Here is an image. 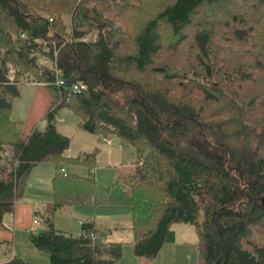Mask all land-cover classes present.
I'll return each instance as SVG.
<instances>
[{"label":"trees","instance_id":"trees-1","mask_svg":"<svg viewBox=\"0 0 264 264\" xmlns=\"http://www.w3.org/2000/svg\"><path fill=\"white\" fill-rule=\"evenodd\" d=\"M44 56L57 58L68 84L88 89L61 92ZM32 82L53 101L45 125L27 133L12 109ZM65 107L82 129L137 152L131 168H117L106 197L94 177L60 167L93 168L99 154H67L71 140L58 129ZM193 126L264 141V0H0V226L34 168L53 162L54 199L36 211L45 228L29 233L51 264L121 259L124 243L110 239L111 228L87 221L75 235L55 226L58 209L100 203L131 207L137 256L156 257L175 241L173 225L186 223L197 231V264H264V154L207 143L190 151ZM0 264L32 263L15 256Z\"/></svg>","mask_w":264,"mask_h":264},{"label":"rangeland","instance_id":"rangeland-1","mask_svg":"<svg viewBox=\"0 0 264 264\" xmlns=\"http://www.w3.org/2000/svg\"><path fill=\"white\" fill-rule=\"evenodd\" d=\"M45 16L50 22H53L50 19L53 18L52 16L48 14ZM36 91L37 90L34 87L26 85L20 86V96L17 98L13 108V118L21 120L25 119L26 111L28 110L31 102L34 100ZM129 95L130 94H128V92L125 93L124 91H121L120 98L127 99L130 98ZM59 116L60 119L58 122V129L62 133L66 134L71 140L70 147L67 150L68 155L76 156L85 151L93 152L96 148H100V153L98 154V165L94 169L86 164L73 162H62L60 167H65L71 172H77L82 175H91L96 179L99 193L105 197L107 195V188L112 184L116 177L117 168L128 169L131 166V163L134 160H137V152L135 148L127 141L116 137L113 138L114 144L112 146H107L106 142H104L101 137L93 135L79 127L78 123L81 121L80 118H78L72 110L67 107L60 110ZM121 142L123 143V149H121L120 146ZM204 143H207L208 145L211 144L216 149L226 150V146L227 150L234 149L238 153H242L248 149L252 150L257 148L261 154H264V141L261 143H253L251 140L249 141L243 137L221 133L212 127L193 126L191 134L185 141L186 148L192 151L193 144L201 147ZM48 168L51 170L52 174H50V172L48 174ZM54 168L56 169V166L53 162H44L34 169L32 174V178L34 179L30 189L27 191L28 197L32 194L35 195L34 192H36L41 193L40 197L42 198L47 197V202L54 199V190L51 183L54 177L52 176ZM48 186L49 193L47 189ZM40 197L35 196L36 199H41ZM47 202H45V204H47ZM94 209H97L96 212H94ZM128 212L129 214L131 212V207L129 205L110 203H100L98 205L78 204L65 206L62 209H59L54 214V222L58 229H64L72 234L78 235L81 233V224L79 219L88 220L91 219L95 213H97L100 216L99 219L108 223L110 226L120 225L125 228H130L131 218H129L130 215L127 214ZM35 219L39 222V230H43L45 228V224L41 217ZM173 228L177 232L176 242L166 243L164 245L160 253L156 256L155 264H197L198 235L196 228L186 223H176ZM24 236L28 240L27 244H29L28 249L25 250V260L32 264H51L49 254L46 251H42L34 246L29 240V234ZM118 241L124 243L123 255L125 257L122 259V263L120 264L130 261L129 259L135 258L133 254L131 233L125 231L120 238H118ZM20 246L25 247L27 245L25 242L23 244L22 240H20ZM116 264H119V262Z\"/></svg>","mask_w":264,"mask_h":264},{"label":"crops","instance_id":"crops-1","mask_svg":"<svg viewBox=\"0 0 264 264\" xmlns=\"http://www.w3.org/2000/svg\"><path fill=\"white\" fill-rule=\"evenodd\" d=\"M24 85L29 86V87H34L37 90L35 92L36 96H35L34 100L31 102L28 110L26 111L25 119L22 120L25 123L26 132L30 133L34 128L41 127V126L45 125L44 118H45L47 111L49 110V108L51 106L52 101H53V95H52L50 89L44 83L32 82V83H26ZM16 100H17V98H16ZM16 100H15V102H16ZM15 102H14V104H15ZM13 108H14V105H13ZM12 113H13V109H12ZM16 120H21V119H16ZM79 124H80V122L78 123V126L80 127ZM99 137H101L103 139V141L106 142L107 146H112L114 144V141H113L114 137H103V136H99ZM120 146H121V149L124 148L122 142L120 143ZM99 150H100V148H99ZM76 163H78V162H76ZM41 164L42 163H40L39 165H41ZM39 165H37L35 168H37ZM95 167H93L92 169H94ZM62 170L63 171H69L65 167H62ZM55 171H56V169L54 168L52 176H54ZM33 172H34V170H33ZM33 172H32V174H33ZM49 172H50V174H52L51 170H49V168H48V174H49ZM33 179L34 178H32V175H31L27 190L25 192L26 197L24 196L21 200H19L15 204L14 210L6 213L3 217V223L0 226V262L10 261L15 256H19L25 260V250L28 249L29 244H27L28 240L26 239V237L24 235L29 234V228H30L33 220L35 218H38V216H36V211L43 209L45 202L48 201L46 199L47 197H44V198L40 197L41 193L34 192L35 195L32 194V195H29V197H28L27 191H28V189H30ZM47 189H48V193H49V186ZM29 192H30V190H29ZM35 196H38L41 199H36ZM39 204H40V206H39ZM62 208H60V209H62ZM96 210L97 209H94V212H96ZM91 213H92V210H91ZM127 214H129V212ZM129 215H130L129 218H131V212ZM99 218H100V216L97 213H95V215L91 219H88V220L79 219V220H80V224L82 222L93 221L99 227L111 228L112 233H111L110 239L113 241L120 242V241H118V238H120V236L125 231L131 233V241L133 240V232H132L131 227L125 228L124 226H120V225L110 226L108 223L102 221ZM174 225H173V227H174ZM39 229H40V227L38 226V230ZM60 230L68 232L64 229H60ZM173 230H174V228H173ZM174 231H175V236H177L176 230H174ZM68 233H70V232H68ZM20 240H22L23 244L25 242L27 246L21 247L23 245L20 246ZM175 242H176V237H175V241L172 243H175ZM133 254H134V252H133ZM134 256H135V258L129 259L130 261L123 262V264H155L156 257L155 258H147L144 256H137L135 254H134ZM124 257L125 256L123 255L121 257V259H119V261H117L116 263H118V262H119V264L122 263L121 261ZM116 263H114V264H116Z\"/></svg>","mask_w":264,"mask_h":264},{"label":"built area","instance_id":"built-area-1","mask_svg":"<svg viewBox=\"0 0 264 264\" xmlns=\"http://www.w3.org/2000/svg\"><path fill=\"white\" fill-rule=\"evenodd\" d=\"M50 19L51 21H53V18H50ZM22 37H26V34L23 33ZM71 40H72L71 38H67V40H65L63 44H61V46L70 42ZM54 48H55V54L57 55L60 47H57V45L54 43ZM42 62L54 72V75H55L54 84L64 94H71V93L79 94V93H83L84 91L88 89V84L84 81H77V82L68 84L66 82L64 72L58 64L57 58L55 60H52L44 56L42 58ZM8 66H9V77L11 80H13L15 76V68L11 64H9ZM7 154L9 155V157H12L11 152H7ZM17 164L18 162H16V165ZM38 226H39V222L36 219H34L30 226V233L36 232L38 230Z\"/></svg>","mask_w":264,"mask_h":264},{"label":"water","instance_id":"water-1","mask_svg":"<svg viewBox=\"0 0 264 264\" xmlns=\"http://www.w3.org/2000/svg\"><path fill=\"white\" fill-rule=\"evenodd\" d=\"M262 204H263V206H264V198H263Z\"/></svg>","mask_w":264,"mask_h":264}]
</instances>
